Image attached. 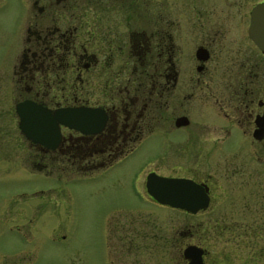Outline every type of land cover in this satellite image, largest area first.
Segmentation results:
<instances>
[{"label": "flooded vegetation", "instance_id": "obj_1", "mask_svg": "<svg viewBox=\"0 0 264 264\" xmlns=\"http://www.w3.org/2000/svg\"><path fill=\"white\" fill-rule=\"evenodd\" d=\"M25 1L21 43L0 63V264H28L48 207L43 189L17 187L19 173L7 171L17 164L58 179L125 165V212L137 213L125 216V259L189 264L193 245L202 264H229L234 244V264H264V51L249 35L264 0ZM24 101L42 112L27 133ZM61 108L96 110L91 130L55 118ZM176 131L184 137L171 139ZM152 173L190 180L207 204L159 201ZM144 212L188 221L180 232L145 227Z\"/></svg>", "mask_w": 264, "mask_h": 264}, {"label": "rangeland", "instance_id": "obj_2", "mask_svg": "<svg viewBox=\"0 0 264 264\" xmlns=\"http://www.w3.org/2000/svg\"><path fill=\"white\" fill-rule=\"evenodd\" d=\"M26 11L25 0H0V63H7L21 43ZM183 137V131L171 133V139ZM262 162L257 163L259 172H262ZM254 164L247 161L240 165L244 171H252ZM7 171L19 173L17 187L43 189L48 204L41 218L36 220L28 264H157L156 260L149 259L147 252L140 257V262L125 259V216L129 219L137 216L135 212H125V203L131 202L125 189L128 185L125 165L103 174L90 175L94 170H88L89 174L81 172V176L72 174L61 179L33 173L24 164L12 166ZM242 214L250 216L249 212ZM143 215L145 227L154 222L163 227L173 224L179 232L185 229L184 223L188 221L183 213L144 212ZM237 230L232 229L228 234L231 240ZM5 239L6 236L1 240ZM230 249L222 257L234 264L236 256Z\"/></svg>", "mask_w": 264, "mask_h": 264}, {"label": "water", "instance_id": "obj_3", "mask_svg": "<svg viewBox=\"0 0 264 264\" xmlns=\"http://www.w3.org/2000/svg\"><path fill=\"white\" fill-rule=\"evenodd\" d=\"M249 35L256 45L264 51V2L257 3L252 9ZM39 110L40 108L30 101H24L17 105L20 126L25 133L30 131L31 124H40L37 119L42 116V112H39ZM47 114L49 112L44 110L43 116ZM94 114H96V110L87 108L78 111L61 108L54 112V117L69 126H74L87 132L91 130L92 122L90 119ZM46 125H48L49 139L52 140L54 138V121L51 120L49 123L44 121V129H47ZM147 187L148 191L161 202L191 208L192 210L207 204L205 195H201L202 190L194 186L188 179L168 178L152 173L148 176ZM184 253L191 260L189 264H202L201 249L190 245L185 248Z\"/></svg>", "mask_w": 264, "mask_h": 264}]
</instances>
